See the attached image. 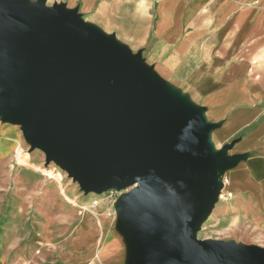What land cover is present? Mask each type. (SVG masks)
<instances>
[{
	"label": "water",
	"instance_id": "95a60500",
	"mask_svg": "<svg viewBox=\"0 0 264 264\" xmlns=\"http://www.w3.org/2000/svg\"><path fill=\"white\" fill-rule=\"evenodd\" d=\"M0 110L86 193L139 184L115 205L136 264H264V249L198 238L233 163L199 112L74 14L0 0Z\"/></svg>",
	"mask_w": 264,
	"mask_h": 264
},
{
	"label": "crops",
	"instance_id": "0c3cea01",
	"mask_svg": "<svg viewBox=\"0 0 264 264\" xmlns=\"http://www.w3.org/2000/svg\"><path fill=\"white\" fill-rule=\"evenodd\" d=\"M24 1L62 8L83 27L126 47L152 81L199 112L214 152L225 149V158L233 160L223 168L224 188L244 196L253 215L264 211V0ZM16 152L22 172L27 167L46 172L31 164L21 145ZM58 173L62 180L55 181L62 185L64 172ZM89 193L100 197L99 204L92 207L95 198L82 204L72 200L80 218L71 232L64 231L65 244L52 245L58 228H48L40 216L34 247L17 251L14 244L29 235L0 234V264H136L124 217L102 193ZM226 207L239 209L231 201ZM72 216L54 222L66 226Z\"/></svg>",
	"mask_w": 264,
	"mask_h": 264
},
{
	"label": "rangeland",
	"instance_id": "374dc122",
	"mask_svg": "<svg viewBox=\"0 0 264 264\" xmlns=\"http://www.w3.org/2000/svg\"><path fill=\"white\" fill-rule=\"evenodd\" d=\"M11 121H8L6 114L0 115V234L9 230L11 233L29 235L21 243L14 244L13 249L17 251L29 245L34 247L33 235L39 228L35 219L42 216V224L52 230L58 228L54 231L52 245L56 241L65 244V232H71L80 218L81 209L72 200L82 204L86 200L92 201L93 198L96 200L100 197L86 193L79 182L74 181L55 162L48 164L42 150L31 148L23 126L15 120ZM2 136L9 141L3 142ZM20 145L28 151L31 164L46 169V172L35 167H27L26 172H22L16 157V150ZM47 171L53 173L47 174ZM58 172H64L62 185L55 181L62 180ZM227 192L233 191L227 190L225 197L215 202L209 219L198 233V238L230 243L237 247L264 249V211L253 215L248 212L249 207L244 196L235 192L228 196ZM229 201L237 203L239 209L230 211L226 207ZM112 211L117 212L114 209ZM71 212L73 216L69 217L70 222L66 226L60 227L57 225L59 223L54 222L57 216L70 215ZM96 260L99 262L97 257Z\"/></svg>",
	"mask_w": 264,
	"mask_h": 264
},
{
	"label": "built area",
	"instance_id": "2783aa9c",
	"mask_svg": "<svg viewBox=\"0 0 264 264\" xmlns=\"http://www.w3.org/2000/svg\"><path fill=\"white\" fill-rule=\"evenodd\" d=\"M220 179L224 183V187H225V185L227 183V176L223 175L220 177ZM138 186H139V184L135 183L134 185H132L128 188H125V189H121V190L115 189V188L108 189L102 193V195H103L102 200L106 201L111 206H115L116 202L118 201V199L122 195L131 192L132 190L136 189ZM224 187L221 189V191L219 193V199L225 197V192L227 190ZM231 193L232 192H227V195L231 196ZM99 201H100V199L93 200L92 207H96L99 204Z\"/></svg>",
	"mask_w": 264,
	"mask_h": 264
}]
</instances>
